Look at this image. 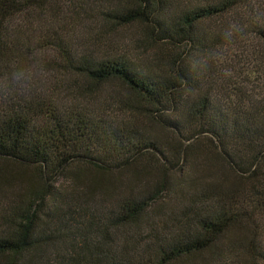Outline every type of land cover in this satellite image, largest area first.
I'll return each instance as SVG.
<instances>
[{
  "label": "trees",
  "instance_id": "trees-1",
  "mask_svg": "<svg viewBox=\"0 0 264 264\" xmlns=\"http://www.w3.org/2000/svg\"><path fill=\"white\" fill-rule=\"evenodd\" d=\"M124 3L0 0V163L38 172L0 164V264H264V49L219 53L264 41V0ZM113 23L144 26L153 61ZM48 51L86 79L70 105L12 81ZM110 82L158 127L89 104Z\"/></svg>",
  "mask_w": 264,
  "mask_h": 264
},
{
  "label": "rangeland",
  "instance_id": "rangeland-1",
  "mask_svg": "<svg viewBox=\"0 0 264 264\" xmlns=\"http://www.w3.org/2000/svg\"><path fill=\"white\" fill-rule=\"evenodd\" d=\"M95 5L102 7L104 9L105 6L108 5H120L125 4L124 2L126 0H94ZM98 23V24H96ZM85 24V23H84ZM87 25L94 28L96 32H98L97 28H99L101 25H106L107 21L103 18L101 19V22L88 20L86 22ZM231 25H236L234 23H231ZM110 24L106 25V28H109ZM217 26V25H216ZM220 26V23H219ZM144 26H142L140 23H134L132 25L127 26H116L113 23V27L110 29H113V31L110 32L117 40H119L121 43L122 41L126 44H129L132 48L135 45L140 46V49L145 53H143V56H145V61L147 59L149 61H153V55L155 51L158 50V45L151 42L150 38L144 31ZM90 30H86L84 27H78L76 29L77 33L81 36L78 43L81 44L80 49H85L84 46H86V43L84 41V38L89 36ZM105 30V28H104ZM92 35V34H91ZM90 35V36H91ZM88 40V38H86ZM246 40V41H245ZM75 42V41H73ZM264 49V41L260 40L258 37H251L246 38L244 37V41L241 43H234L229 42L224 44L222 47H219V53H220V63L222 64V61L225 63L226 60H233L236 63L241 62L243 65V60L241 56H244V53H250L254 50H263ZM160 50V47H159ZM147 52V53H146ZM262 52V51H261ZM264 53V52H263ZM44 55V56H43ZM241 55V56H240ZM140 55L139 57H141ZM216 57V56H215ZM143 59V58H142ZM223 63V64H224ZM250 67V61H248L247 64ZM248 68V67H246ZM230 69V68H229ZM232 76H238L242 77L241 71L236 69H230ZM25 81L20 82L19 87H29V88H38L39 90H43L46 92H54V97L57 101H59L60 104L70 105V101L73 100L69 98V96L80 93L81 90H83L80 85L77 82H80L82 85H84L86 79L85 78H78L77 81H75V76L70 73L66 68V63H63L60 59L55 57L54 53L52 51L43 52L41 57H35L33 58V79L31 77H25ZM76 82V83H75ZM0 97L3 95V90H1L0 87ZM87 98L89 100V104L92 103L95 105V107H99L101 109L103 108H115L117 112H122V118H132L139 122H141L144 126H146L149 130L156 129L158 127V122L156 118L153 116L152 108L142 100L138 99L130 90H128L126 87H124L119 82H110L101 88L100 93L97 97ZM75 103H79L75 101ZM81 103H86L82 101ZM134 105L132 107L131 105ZM131 109V110H130ZM3 163V162H1ZM0 163V164H1ZM5 166L7 169L13 171H19L22 169V171H26V173L29 174V176H37L36 173L38 172L34 169V167H26V166H18L16 163L1 164ZM35 180V178H33ZM69 182H65L64 179L60 180L58 184L68 187Z\"/></svg>",
  "mask_w": 264,
  "mask_h": 264
},
{
  "label": "clouds",
  "instance_id": "clouds-1",
  "mask_svg": "<svg viewBox=\"0 0 264 264\" xmlns=\"http://www.w3.org/2000/svg\"><path fill=\"white\" fill-rule=\"evenodd\" d=\"M239 31V29L235 26V25H231L229 26L223 33V35L228 38V39H232L234 34ZM22 79L21 75H17V74H13L12 77V81L15 83V85L17 87L21 86L20 85V81ZM12 87V84L10 83L9 85L6 86L5 88V94L4 95H9L11 94V92L9 91V89Z\"/></svg>",
  "mask_w": 264,
  "mask_h": 264
}]
</instances>
